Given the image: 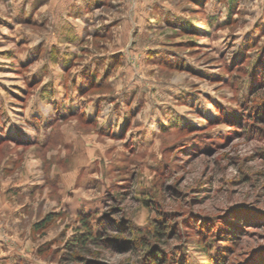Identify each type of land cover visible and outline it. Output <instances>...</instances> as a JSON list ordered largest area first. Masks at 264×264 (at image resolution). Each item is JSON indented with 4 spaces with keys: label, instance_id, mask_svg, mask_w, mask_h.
Segmentation results:
<instances>
[{
    "label": "rangeland",
    "instance_id": "374dc122",
    "mask_svg": "<svg viewBox=\"0 0 264 264\" xmlns=\"http://www.w3.org/2000/svg\"><path fill=\"white\" fill-rule=\"evenodd\" d=\"M84 220L104 264H264V0H0V264Z\"/></svg>",
    "mask_w": 264,
    "mask_h": 264
},
{
    "label": "trees",
    "instance_id": "16d2710c",
    "mask_svg": "<svg viewBox=\"0 0 264 264\" xmlns=\"http://www.w3.org/2000/svg\"><path fill=\"white\" fill-rule=\"evenodd\" d=\"M51 220H52V218H50V217L46 218L43 222L38 223L35 226V229L37 231L45 229L51 223ZM83 222H84V225H85L86 233L83 236H81L80 238H78V242H79L80 246L78 245L77 247H73V251L71 252V255H70L69 260L67 261V264H104V263L98 261L97 259L95 260L93 258H90V256L88 255L89 252L85 251L83 249L84 246H87V244L90 242V240H94V241L97 240V238L93 235L92 227L90 226L88 221L84 220ZM166 227H168V226L165 224V225L159 226L158 229H163V228H166ZM158 229L155 230L157 236L163 237V236L166 235L165 231L158 230ZM103 241L105 242V241H107V239L105 238V239H103ZM160 255L161 254L159 252H156L153 249H151L150 256H152L153 258L152 257H150L151 259L147 258L146 259L147 262L146 261L142 262V264H165L166 263V257L161 259L159 257ZM171 259L172 260H177V257H172ZM220 259H221V256L217 257V258H213L212 262L214 264H217V262ZM181 261H182V259H181ZM253 261L254 260L251 259V262H253Z\"/></svg>",
    "mask_w": 264,
    "mask_h": 264
}]
</instances>
